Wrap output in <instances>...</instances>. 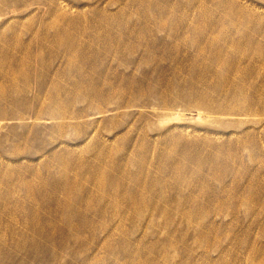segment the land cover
I'll use <instances>...</instances> for the list:
<instances>
[{
    "label": "rangeland",
    "instance_id": "374dc122",
    "mask_svg": "<svg viewBox=\"0 0 264 264\" xmlns=\"http://www.w3.org/2000/svg\"><path fill=\"white\" fill-rule=\"evenodd\" d=\"M0 264H264V0H0Z\"/></svg>",
    "mask_w": 264,
    "mask_h": 264
},
{
    "label": "bare ground",
    "instance_id": "6f19581e",
    "mask_svg": "<svg viewBox=\"0 0 264 264\" xmlns=\"http://www.w3.org/2000/svg\"><path fill=\"white\" fill-rule=\"evenodd\" d=\"M185 29H189V28H185ZM185 29H184V31H185ZM196 29L197 28H194L193 32L196 34H200V36L203 37V41L201 43L193 42L190 44L191 49L194 51L193 54L195 55V57H193V60H192L194 62V65L198 66L197 62L200 61V59H202L201 64L205 65V67H209V68H210V66L212 68L215 64H218L219 62L221 63L223 61L222 58L227 55V53H224L226 51L223 52V50L219 49L215 52L213 50L214 40H211V38L209 36H207L206 33L201 32L199 29H197L198 30L197 31ZM180 31H182V30H180ZM147 51H148L147 52L148 54H150L152 52L150 49ZM183 61L184 60H182V59H178L177 63L181 64V62H183ZM236 64H237V62H236ZM236 66H237L236 69L239 72L240 68L238 65H236ZM212 72H214L213 75H217V71L215 72L213 70ZM218 77L219 76L217 75V78ZM233 82H234V76L233 75L227 76L225 79L222 80V84L220 85V87H221L220 89L227 90V89L232 88ZM240 90L242 91L241 88H240Z\"/></svg>",
    "mask_w": 264,
    "mask_h": 264
}]
</instances>
